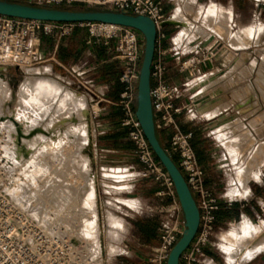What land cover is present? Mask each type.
<instances>
[{"label": "crops", "instance_id": "crops-1", "mask_svg": "<svg viewBox=\"0 0 264 264\" xmlns=\"http://www.w3.org/2000/svg\"><path fill=\"white\" fill-rule=\"evenodd\" d=\"M162 1L165 13L170 15L169 19L174 20L164 26L166 37L162 40V46L175 45L179 50L178 55L167 54L164 57L166 75L169 80L179 84L190 81L189 91L195 93L197 99L198 116L191 118L181 114L177 116V121L183 131L192 133L191 143L199 163L205 170L206 185L219 199L220 208L229 210L232 206L228 207L227 202L234 199L232 193L228 194L231 185L228 172L231 170L219 162L222 160L220 153L223 155L225 152L221 148V142L234 149L235 147L226 141L240 140L241 135H245L248 129L238 121L232 127L227 126L231 115L236 112L241 115L239 109L246 105V102H231L228 99L230 92L240 91L245 86V69L241 67V63H245L247 59L243 53L247 43L244 32L246 18L239 13L244 7L235 6L234 0H191L193 7L187 12L177 0ZM252 7L254 22L261 23L263 6L253 3ZM228 11L237 13V24L230 25L226 16ZM200 12H205L207 21L201 19ZM219 14L224 18H219ZM230 26L238 28L236 37L229 34ZM85 36V29L78 28L62 39L56 49L49 39L42 37L40 48L47 60L36 66H50V71L42 74L53 76L78 91L85 97L88 107L85 93L63 66L84 71L105 99L116 101L122 90L119 81L121 68L119 63L111 59L112 47L103 44L87 45ZM217 42H221L222 47L211 53L210 61H201L202 56L207 55ZM233 42L237 45H231ZM230 49L237 52L231 54ZM185 60L191 63V66L181 71L179 66ZM236 64H239L238 68L233 70ZM234 73L239 78L236 82L231 81V74L235 78ZM186 100V95H182L175 100V104ZM250 106L256 105L251 103ZM121 118L120 108L105 102H101L100 114L92 117L89 154L94 160L96 170L109 176V182L101 183L102 192L108 194L109 196L105 197H109L110 202L115 205L112 211H106L109 231L106 230L108 238L104 246L105 256L101 257V260L107 264H152L147 260V255L158 243L160 215L171 211L172 205L168 198L155 194L159 188L155 181L136 176V171L140 170L142 165L136 159L133 144L128 139L126 129L121 125ZM241 125H245L243 129ZM252 132L256 141L259 137L255 129ZM158 134L161 144L166 148L170 130H159ZM173 159L176 160L175 157ZM255 163L259 165L260 174L257 179L251 180L259 190L255 192L247 185L248 195L243 198V202L233 204L235 212L228 218H262L259 204L264 198V164L254 160L252 164ZM253 201L256 207L252 206ZM228 218H218V221ZM205 253L214 258L209 244L205 247Z\"/></svg>", "mask_w": 264, "mask_h": 264}, {"label": "rangeland", "instance_id": "rangeland-1", "mask_svg": "<svg viewBox=\"0 0 264 264\" xmlns=\"http://www.w3.org/2000/svg\"><path fill=\"white\" fill-rule=\"evenodd\" d=\"M177 2L187 12L193 7L191 0H177ZM253 3L256 1L234 0L235 6L244 7V10L239 13L246 18L244 32L247 43L243 53L247 59L245 63H241L243 64L241 67L245 69L243 76L245 86L240 91L230 92L228 99L231 102H246V105L239 109V112H242L241 115H237V112L231 115L227 120L230 122L227 126L232 127L238 121L245 124L249 131L246 128L245 135L236 133L241 135L240 140L226 141L235 147L234 149L228 148L224 142H221V148L225 152L223 155L220 153L222 160L219 163H224V167L231 170L228 172L231 183L228 194L232 193L233 204L244 201L243 198L249 193L247 185L255 192L259 190V187L251 180L257 179L260 174L259 165L252 163L256 160L264 164V11L262 12L261 23L254 22ZM77 6L87 8L83 5ZM236 14L233 11L226 13L231 26L237 24ZM200 15L203 21H207L205 12H200ZM219 18L223 19L224 16L219 14ZM237 30V27H231L229 34L236 37ZM221 31L220 33L223 32ZM231 45L236 46L237 43L233 42ZM234 52L237 51L230 49L231 54ZM238 65L236 64L233 70H236ZM31 67H0V132L5 137L6 123L11 125L12 128L7 134L9 139L4 138V143H7L6 146H12L14 150V158L8 157L4 147L6 190L12 201L40 227L57 236L68 237L83 247L84 254L87 253L88 248L92 247L91 241L95 243L99 227L102 228L103 232L100 235L101 254L96 250L92 257V261L100 263L103 261L101 257L104 258L105 256L104 246L108 238L106 211H112L111 209L115 208V205L110 202L109 197H105L108 194L102 192L101 183L109 182V176L103 174V171L96 170L94 160L89 154L90 134L93 130L92 115L85 97L78 91L53 76L42 74L48 70L38 73L33 72ZM243 78L240 79L243 80ZM237 80H239L238 76L235 74L234 78L231 74V81L236 82ZM5 88L10 89V93L4 92V90L6 91ZM249 101L255 103L256 106L249 107L251 104L247 103ZM83 108L87 110L85 116L81 114ZM7 109H13L15 112L11 114L12 118H6V120L3 118V111ZM16 113L19 114V117ZM84 118L89 125L87 143H85ZM244 126L241 125L242 129ZM253 129L259 137L256 141L253 139ZM58 130L59 140L56 138L53 140L51 136L56 134ZM38 134H42L44 137L39 145L34 148L33 145H30L33 144L34 138ZM238 135L235 136L238 137ZM57 142L60 143L57 150L52 151L50 144ZM84 154L89 155L90 161ZM90 171L95 175L94 184L91 181ZM241 194L245 195L242 197ZM23 199L26 202V207L23 205ZM252 206L256 207L254 201ZM31 207L39 209L41 216L35 215ZM244 219L228 218L217 221L216 229L209 241L210 250L214 255L212 259L216 264L264 263V223H262L264 218L249 219L253 225L262 223L261 231L250 236L240 237V241H237V236H232L231 239L227 238V234L232 232L236 225ZM89 231L92 240L91 238L88 240L84 238V234ZM239 242L242 245H238ZM228 244L231 246L230 251L226 248ZM251 244H254L253 246L259 245L261 250L249 258L236 256L238 248L249 247ZM205 255L207 254L205 253ZM253 256L255 257L252 258ZM246 260L249 261L245 262Z\"/></svg>", "mask_w": 264, "mask_h": 264}, {"label": "built area", "instance_id": "built-area-1", "mask_svg": "<svg viewBox=\"0 0 264 264\" xmlns=\"http://www.w3.org/2000/svg\"><path fill=\"white\" fill-rule=\"evenodd\" d=\"M24 3L59 7L98 6L131 14L147 15L156 27L155 52L150 66V98L156 130H170L168 145L165 148L169 155L175 157V163L184 176L186 183L196 201L199 210L198 229L180 255L179 264H216L205 255L217 225V211L220 201L205 183V170L199 163L192 146V133L183 131L177 116L185 114L191 118L198 116L195 93L190 92V81L179 84L168 79L164 57L167 54L178 55L175 45L162 46L166 33L163 21L170 15L165 13L162 0H15ZM264 6V0H255ZM86 31L87 45H111V59L119 63L121 72L119 81L122 90L116 101L105 99L97 91L92 79L84 71L74 68H63L73 81L85 93L89 110L93 118L100 114L101 102L112 104L122 112L121 125L126 129L128 139L132 142L134 154L142 168L136 176L150 178L159 188L155 194L170 200L172 210L160 215L157 229L158 243L147 255L152 264H166L170 249L179 239L184 219L174 184L153 153L135 115L136 90L139 69L143 55L144 37L132 27L101 21L60 22L35 20L0 14V67L15 66L18 68L39 65L47 60L41 51L42 37L58 48L62 39L76 29ZM222 47L221 42L212 46L201 61H210L211 53ZM187 60L182 61L179 69L190 67ZM186 95L187 100L175 104V100ZM4 135L0 132V264H90L84 256V249L68 237L57 236L44 230L25 214L9 197L6 190V168L4 153ZM233 202L228 201L227 206ZM261 217L264 218V198L259 204ZM100 264H107L102 261Z\"/></svg>", "mask_w": 264, "mask_h": 264}, {"label": "water", "instance_id": "water-1", "mask_svg": "<svg viewBox=\"0 0 264 264\" xmlns=\"http://www.w3.org/2000/svg\"><path fill=\"white\" fill-rule=\"evenodd\" d=\"M0 14L60 22L101 21L129 26L139 30L144 37L143 55L136 90L135 115L157 160L169 174L182 209L184 228L169 251L166 264H179L181 253L193 239L199 226V210L196 201L177 164L160 143L154 126L150 98V66L155 52L156 27L147 15L131 14L100 7L68 9L40 6L15 0H0ZM171 21H163L165 26Z\"/></svg>", "mask_w": 264, "mask_h": 264}, {"label": "bare ground", "instance_id": "bare-ground-1", "mask_svg": "<svg viewBox=\"0 0 264 264\" xmlns=\"http://www.w3.org/2000/svg\"><path fill=\"white\" fill-rule=\"evenodd\" d=\"M169 21H174V20H171V19H169ZM32 68V67H31ZM50 66H39V67H34V68H32L31 70L33 71V72H42V71H46V70H48V72L50 71ZM24 86H25V84H24ZM28 86V84L26 85V87ZM8 87V86H7ZM22 88V87H21ZM6 89V88H5ZM23 89V88H22ZM25 90V89H24ZM4 92H7V93H10V89H6V91L4 90ZM20 93H21V90H20ZM69 93H71V92H69ZM68 95V94H67ZM19 96V95H18ZM68 96H70V94L68 95ZM72 96V95H71ZM20 97H21V95H20ZM70 98V97H69ZM72 98V97H71ZM18 106V105H17ZM15 109V108H14ZM0 110H1V104H0ZM16 110V109H15ZM13 112H15L13 109L12 110H10V109H7L6 111L4 110L3 111V113H4V115H3V118H12L11 117V114H14ZM86 112H87V110L85 109V108H83L82 109V111H81V114H83V116H85V114H86ZM89 113V112H88ZM17 114V113H16ZM87 115V114H86ZM24 116V115H23ZM17 117H19V114H17ZM6 119V120H7ZM22 119V118H21ZM12 121H13V119H12ZM14 122V121H13ZM52 125V124H51ZM83 125H84V127H85V143H87V139H88V134H89V125H88V122L85 120V118H84V121H83ZM16 126V125H15ZM12 127H11V125L9 124V123H6V126H5V137L4 138H6L7 140L9 139L8 138V136H7V134L10 132V129H11ZM55 129V128H54ZM57 130V129H56ZM50 133V132H49ZM58 133H59V130L56 132V134H54V135H52L51 136V138L53 139V140H59V138H58ZM49 136V135H48ZM13 137V136H12ZM44 136H42V134H38L35 138H34V142H33V144H31L30 146H32L33 145V147L35 148V147H37L38 145H39V142H41V139L43 138ZM14 139H15V137H13ZM56 138V139H55ZM20 140H21V138H20ZM15 141V140H14ZM16 141H17V137H16ZM12 143V142H11ZM10 143V144H11ZM20 144V143H19ZM60 143H54V144H50V148H51V150L52 151H56L57 150V147H58V145H59ZM7 145V143H5V150H6V153H7V155H8V157H13L14 158V150H13V148H12V146H6ZM22 145V144H21ZM25 148V147H24ZM16 149V148H15ZM22 149V148H21ZM18 151H19V148L17 149ZM25 150V149H24ZM16 151V150H15ZM17 155H19L18 153H17ZM84 155H86L87 156V159H88V161H90V157H89V155L88 154H84ZM16 156V155H15ZM21 158V157H20ZM263 160H264V158H263ZM15 162H16V160H15ZM35 171H36V168H35ZM90 174H91V181H92V183L94 184L95 183V175L93 174V173H91V171H90ZM93 188V187H92ZM234 190V189H233ZM236 191V190H235ZM237 192V191H236ZM239 193H240V191H238ZM93 193H94V190H93ZM92 193V194H93ZM241 193H244V192H241ZM246 193V192H245ZM242 195V197L245 195V194H241ZM94 196H95V193H94ZM232 197V196H231ZM26 202L24 201V199H23V205L25 206L26 204H25ZM27 206V205H26ZM25 206V207H26ZM28 207H29V205H28ZM37 208V207H36ZM53 208H56L55 206H53ZM31 209H32V212L35 214V215H37V216H41V215H39V214H41L40 212H39V209H35V208H32L31 207ZM29 210V209H28ZM46 215V214H45ZM44 215V216H45ZM262 223H264V222H262ZM261 223V224H262ZM253 225V223L250 221V220H248V219H244L241 223H238L237 225H236V227H235V229L232 231V232H229L228 234H227V238L228 239H231L232 238V236L234 237V236H237V241H240V237L242 238L243 236L245 237V236H250V235H252L253 233L255 234V232H257V231H261L262 230V228H261V226L262 225ZM90 225V224H89ZM102 227V226H101ZM234 227V226H233ZM102 228H100L99 227V229H98V232H97V236L95 237V243L94 242H92L91 241V243H92V247L91 248H88V251H87V253H85L84 254V256H85V258L89 261V263L90 264H100V263H102V261H100V263L99 262H96L95 263V261L93 260L92 261V257H93V255L95 254V251L97 250V251H99V253L101 254V246H100V235L102 234ZM59 233V232H58ZM61 233V232H60ZM59 233V234H60ZM230 237V238H229ZM84 238L85 239H90L91 238V233H90V231L89 232H87V233H85L84 234ZM91 240H92V238H91ZM243 241V240H242ZM238 245H242L240 242H239V244ZM254 244H251L249 247H242L241 249H239L238 248V250L237 249H234L235 251H236V256H238V257H241V258H249V257H251L253 254H255L258 250H261V248H259L258 246L259 245H255V246H253ZM226 248L230 251V249H231V246L228 244L227 246H226ZM237 257V258H238ZM92 261V262H91Z\"/></svg>", "mask_w": 264, "mask_h": 264}, {"label": "trees", "instance_id": "trees-1", "mask_svg": "<svg viewBox=\"0 0 264 264\" xmlns=\"http://www.w3.org/2000/svg\"><path fill=\"white\" fill-rule=\"evenodd\" d=\"M59 7L60 8H68V9H78L79 8L76 5H72V6L60 5ZM156 135H157V138L160 141L158 130H156ZM160 143H161V141H160ZM234 212H235L234 205H232L231 209H229V210H227L226 208H220L217 211V221H218V218H228L229 216L234 214Z\"/></svg>", "mask_w": 264, "mask_h": 264}]
</instances>
